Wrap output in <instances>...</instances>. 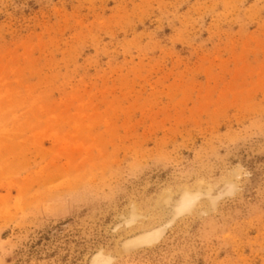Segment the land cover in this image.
I'll return each mask as SVG.
<instances>
[{
	"label": "rangeland",
	"instance_id": "obj_1",
	"mask_svg": "<svg viewBox=\"0 0 264 264\" xmlns=\"http://www.w3.org/2000/svg\"><path fill=\"white\" fill-rule=\"evenodd\" d=\"M0 264H264V0H0Z\"/></svg>",
	"mask_w": 264,
	"mask_h": 264
},
{
	"label": "bare ground",
	"instance_id": "obj_2",
	"mask_svg": "<svg viewBox=\"0 0 264 264\" xmlns=\"http://www.w3.org/2000/svg\"><path fill=\"white\" fill-rule=\"evenodd\" d=\"M157 234H158V232H157ZM154 236V235H153ZM150 237H152V235L150 236ZM149 237H147V239H148ZM153 239V238H152ZM149 241V240H148Z\"/></svg>",
	"mask_w": 264,
	"mask_h": 264
}]
</instances>
